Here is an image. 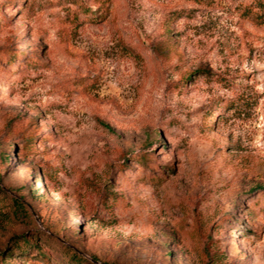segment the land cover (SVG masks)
Wrapping results in <instances>:
<instances>
[{
    "label": "rangeland",
    "instance_id": "rangeland-1",
    "mask_svg": "<svg viewBox=\"0 0 264 264\" xmlns=\"http://www.w3.org/2000/svg\"><path fill=\"white\" fill-rule=\"evenodd\" d=\"M261 14L0 0V264H264Z\"/></svg>",
    "mask_w": 264,
    "mask_h": 264
},
{
    "label": "trees",
    "instance_id": "trees-1",
    "mask_svg": "<svg viewBox=\"0 0 264 264\" xmlns=\"http://www.w3.org/2000/svg\"><path fill=\"white\" fill-rule=\"evenodd\" d=\"M260 18L263 19L264 18V14H261V17ZM64 250L67 252L68 255H70V250L69 249L64 248Z\"/></svg>",
    "mask_w": 264,
    "mask_h": 264
}]
</instances>
